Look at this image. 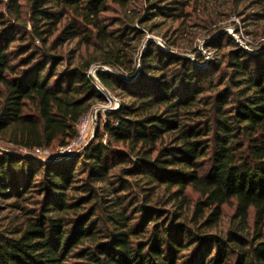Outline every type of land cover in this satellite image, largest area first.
<instances>
[{"label": "trees", "instance_id": "trees-1", "mask_svg": "<svg viewBox=\"0 0 264 264\" xmlns=\"http://www.w3.org/2000/svg\"><path fill=\"white\" fill-rule=\"evenodd\" d=\"M135 1L0 0L6 144L67 146L107 101L93 63L120 73L96 72L120 107L80 151L45 160L0 149V264H264V50L225 33L207 45L229 48L219 62L151 43L139 66L146 31L180 22L197 0H145L140 11ZM112 5L123 17H104ZM249 5L264 23V0H236L231 12ZM75 39L102 57L66 62L59 49ZM188 187L203 197L192 219ZM233 200L236 228L211 232Z\"/></svg>", "mask_w": 264, "mask_h": 264}, {"label": "rangeland", "instance_id": "rangeland-1", "mask_svg": "<svg viewBox=\"0 0 264 264\" xmlns=\"http://www.w3.org/2000/svg\"><path fill=\"white\" fill-rule=\"evenodd\" d=\"M144 2L145 0H136L131 4V9L137 8L140 11L144 7ZM235 3L236 0H197L196 3H192L191 6L187 7L186 15L180 22L172 23L169 19L156 20L157 22H154V24L157 26L153 27V32L150 30L146 31L143 40L138 45L136 58L140 56L139 66L141 65L146 49L151 43L156 44L163 50H167V43H177V51L184 56L193 58L196 63L197 58L192 53V48H197L204 55V65L209 64L210 62H219L223 58V55L229 51V48L217 49L215 47H207V45L210 41L225 33H228L229 37L234 39L241 47L249 52L255 54L258 52L257 49L261 46V50H264V23L258 22L252 17V15L258 11L257 6L249 5L246 9L244 6H241L239 10L241 15H239L231 12L235 7ZM0 9L2 8L0 7ZM123 15L121 8L117 5H112L110 11L107 12L104 17L113 21L123 17ZM27 28L30 29V25H28ZM147 29H150V27ZM152 38L154 41H149ZM78 41V39H75L59 49V52L66 62H71L76 66L95 58L99 59L102 57L100 52L95 51L94 48L80 45ZM96 67H106V69L114 71V69L109 66H102L100 61H95L93 63L92 68ZM113 97L118 103H120V98ZM106 100V102H99L94 106V108H101L97 114L98 124L99 119H102V121L106 120V113L108 110L104 108L110 107L111 105L109 99L106 98ZM95 127L96 125L89 136V141L94 135ZM0 149H11L17 153L23 152V150L10 146L2 140H0ZM60 149L61 147L58 144H55L50 148L55 156ZM186 195L189 203L185 210V214L192 219L194 217L195 206L203 197L192 187L187 188ZM236 207L237 203L234 200L223 205L222 216L215 228L210 229L211 232L225 235L229 230L235 229L237 226V221L235 219ZM166 209H170L173 212L178 211V207L175 205H170ZM209 212L210 211H207L206 217L209 216ZM255 217L256 213L254 209H251L248 221L251 234L254 233L255 230Z\"/></svg>", "mask_w": 264, "mask_h": 264}, {"label": "built area", "instance_id": "built-area-1", "mask_svg": "<svg viewBox=\"0 0 264 264\" xmlns=\"http://www.w3.org/2000/svg\"><path fill=\"white\" fill-rule=\"evenodd\" d=\"M106 68V67H105ZM99 70V67L91 68L89 71V75L93 77L95 80L98 89L101 91V93L109 99L111 105L110 107L104 108L108 111L110 110H116L120 107V103L117 102V100H111L107 94V90L103 88V86L100 85L99 80L97 78L96 72ZM108 69H105V71ZM111 73L120 75L119 71L117 70H108ZM101 110V108H94L92 109L87 115H85L81 120L78 122L76 126L77 136L76 138L71 141L67 146L61 147L58 154L55 156V154L49 149V148H36L33 151H26L23 150L24 153L29 155H35L37 157L47 159V158H61L63 156H67L70 154H73L77 151H80L83 149L89 142V136L91 132L93 131V128L95 126L94 121L97 120V114Z\"/></svg>", "mask_w": 264, "mask_h": 264}, {"label": "water", "instance_id": "water-1", "mask_svg": "<svg viewBox=\"0 0 264 264\" xmlns=\"http://www.w3.org/2000/svg\"><path fill=\"white\" fill-rule=\"evenodd\" d=\"M149 41H151V42H153L154 41V39L152 38V39H150ZM143 56V55H142ZM100 69L99 70H104L105 71V67H99ZM101 85V84H100ZM107 92V94H108V96H109V98L111 99V100H116L108 91H106ZM94 124L96 125V127H95V129H94V135H93V137H92V139H91V141L95 138V136H96V133H97V129H98V123H97V120H95L94 121ZM54 159H58L57 157L56 158H54Z\"/></svg>", "mask_w": 264, "mask_h": 264}]
</instances>
